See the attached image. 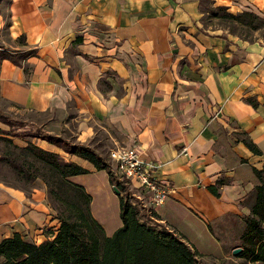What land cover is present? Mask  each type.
I'll return each instance as SVG.
<instances>
[{
    "label": "crops",
    "instance_id": "1",
    "mask_svg": "<svg viewBox=\"0 0 264 264\" xmlns=\"http://www.w3.org/2000/svg\"><path fill=\"white\" fill-rule=\"evenodd\" d=\"M199 1L0 0V51L34 49L19 65L0 57V98L46 115V132L68 130L105 158L112 146L137 145L159 163L153 175L167 188L156 220L195 249L199 224L212 238L207 223L248 213L250 165L264 161V28L249 40L203 28ZM213 1L264 16V0ZM35 144L86 169L67 178L110 235L121 220L107 171L44 139ZM219 174L230 181L214 195L206 185ZM57 224L43 186L0 184V239L17 232L38 243Z\"/></svg>",
    "mask_w": 264,
    "mask_h": 264
},
{
    "label": "trees",
    "instance_id": "2",
    "mask_svg": "<svg viewBox=\"0 0 264 264\" xmlns=\"http://www.w3.org/2000/svg\"><path fill=\"white\" fill-rule=\"evenodd\" d=\"M199 8L202 14L206 11L227 22L230 32L235 29L250 32L264 28V16L250 10L229 11L225 5L214 4L213 0H200ZM33 51V48H27L15 55L0 51V57H6L19 65L17 57ZM246 99L255 104L251 97ZM0 120H5L1 114ZM29 135L86 159L98 169H105L110 183L119 190L121 224L110 235H105L101 225L92 217L88 206L89 195L80 185L67 178L72 174L86 172L84 167L62 158L57 152L43 149L30 140L23 146L11 144L13 150L17 149L23 154L31 153L46 166L49 179L55 184L48 188V194L52 199L58 200L61 206L55 214L58 224L51 237L38 243L17 232L2 237L0 264H196L194 250L177 233L156 219L136 216V206L130 200L131 194L126 182L114 176L105 156L99 154L93 146L65 140L47 132L34 131L29 132ZM241 140L252 153H261L248 137L242 136ZM9 158L10 164L17 160L12 156ZM15 165L20 170V162ZM250 170L252 186L242 200L249 211L239 215L242 226L236 242L241 244L238 255L254 264H264V161L260 167L250 165ZM229 181L230 177L219 174L206 188L218 195L219 187ZM50 206L53 207L51 204ZM153 213L151 211L148 215ZM207 228L212 233L209 223Z\"/></svg>",
    "mask_w": 264,
    "mask_h": 264
},
{
    "label": "rangeland",
    "instance_id": "3",
    "mask_svg": "<svg viewBox=\"0 0 264 264\" xmlns=\"http://www.w3.org/2000/svg\"><path fill=\"white\" fill-rule=\"evenodd\" d=\"M1 8L2 4L0 12ZM199 21L203 28L216 29L224 27L228 30L227 22L221 21L218 17L212 16L206 11L201 14ZM234 33L248 40L252 38L253 34L252 31L245 32L244 30L237 29H235ZM0 114L5 118L3 121L0 120V184L22 188L26 192L32 186H43L49 204L53 206L52 209L54 213H58L61 203L58 202V200L52 199L50 194H48V188L55 184L50 181L46 166H44L40 160L32 156L31 153L23 154L24 152L11 148V144L23 146L26 141L32 138H34L33 142L35 143L37 138L30 136L29 132H46L42 128V124H39L45 119L46 115L22 110L18 107L14 108L1 98ZM59 136L65 140L72 141L71 133L68 130L62 132ZM10 156L15 157L17 160L10 164L8 161ZM18 162H20V170H18L15 165ZM130 200H132L136 206L137 217H150L156 219L154 213L151 216L147 213L145 214L137 203L136 198L132 195H130ZM235 220L231 216H227L221 222H217L213 225V229L211 228L212 236L216 240L206 235L204 229H202L203 225H198V231H196L198 240L195 242L190 240L197 249H195L192 244L187 243L190 248L194 250L196 264H254V262L238 255L241 244L236 242V240L241 230L242 221L240 219ZM202 230L204 231L203 233ZM234 248L239 249L233 252Z\"/></svg>",
    "mask_w": 264,
    "mask_h": 264
},
{
    "label": "built area",
    "instance_id": "4",
    "mask_svg": "<svg viewBox=\"0 0 264 264\" xmlns=\"http://www.w3.org/2000/svg\"><path fill=\"white\" fill-rule=\"evenodd\" d=\"M186 149V145L181 146L179 153L185 154ZM106 160L114 176L126 182L130 194L145 213L150 214L163 203L167 195L166 185L153 175L159 163L141 156L137 145L112 146L107 150Z\"/></svg>",
    "mask_w": 264,
    "mask_h": 264
},
{
    "label": "water",
    "instance_id": "5",
    "mask_svg": "<svg viewBox=\"0 0 264 264\" xmlns=\"http://www.w3.org/2000/svg\"><path fill=\"white\" fill-rule=\"evenodd\" d=\"M112 188H113V190H114L115 192L119 193V190H118L115 186L112 185ZM238 249H239V248H234V249H233V252H236Z\"/></svg>",
    "mask_w": 264,
    "mask_h": 264
}]
</instances>
